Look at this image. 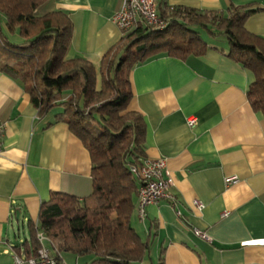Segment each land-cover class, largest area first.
Wrapping results in <instances>:
<instances>
[{"label": "crops", "instance_id": "obj_1", "mask_svg": "<svg viewBox=\"0 0 264 264\" xmlns=\"http://www.w3.org/2000/svg\"><path fill=\"white\" fill-rule=\"evenodd\" d=\"M123 0H56L44 12H63L73 23L68 60L99 67L123 38L113 23ZM249 6L246 30L264 40V0H161V7L226 13ZM205 35V34H204ZM209 51L187 61L159 56L132 73L130 110L147 126L148 161L165 160L175 204L137 209L132 225L150 253L142 264H264V116L248 100L254 74L233 62L228 42L206 35ZM101 80L99 79V87ZM58 108L39 118L24 86L0 72V264H14L20 225H38L52 193L87 198L92 162L83 143L56 121ZM196 118L190 128L187 120ZM239 183L227 186V178ZM195 202L204 205L198 210ZM178 212L182 215L178 216ZM205 233L206 242L196 235ZM62 264H86L60 255Z\"/></svg>", "mask_w": 264, "mask_h": 264}, {"label": "trees", "instance_id": "obj_2", "mask_svg": "<svg viewBox=\"0 0 264 264\" xmlns=\"http://www.w3.org/2000/svg\"><path fill=\"white\" fill-rule=\"evenodd\" d=\"M54 1L0 0V72L24 86L39 118L62 109L56 121L67 125L90 155L92 193L84 199L52 193L41 207L38 227L29 223L28 239L14 251L37 258L41 230L59 264L60 255L86 264H142L150 244L132 225L142 185L133 171L148 161L147 126L141 114L130 110L132 73L159 56L181 61L205 56L209 46L202 34L223 38L227 58L254 74L247 96L253 111L264 116V40L245 27L256 12L232 6L226 13H199L161 7L160 1L167 28L140 26L123 34L96 67L82 58L67 59L74 27L67 14L44 12Z\"/></svg>", "mask_w": 264, "mask_h": 264}, {"label": "built area", "instance_id": "obj_3", "mask_svg": "<svg viewBox=\"0 0 264 264\" xmlns=\"http://www.w3.org/2000/svg\"><path fill=\"white\" fill-rule=\"evenodd\" d=\"M160 1L123 0L121 9L113 18V23L123 34L132 32L140 26L151 27L156 31H164L167 28V23L159 15ZM187 123L190 128H193L197 124V119L189 118ZM4 132L5 124L0 119V154L3 152ZM133 172L142 181L138 196V214L141 220L146 218V209L151 205L159 204L161 201H170L175 204V198L170 193L173 186L171 173L165 160L147 161L141 168ZM225 183L227 186H234L239 183V179L237 177L227 178ZM195 206L200 211L204 209L201 202H195ZM177 214L180 217L182 215L180 212ZM196 235L202 240L212 243V239L205 233L196 231ZM37 239L41 245L38 257L26 259L15 255L14 264H59L47 235L38 230Z\"/></svg>", "mask_w": 264, "mask_h": 264}, {"label": "rangeland", "instance_id": "obj_4", "mask_svg": "<svg viewBox=\"0 0 264 264\" xmlns=\"http://www.w3.org/2000/svg\"><path fill=\"white\" fill-rule=\"evenodd\" d=\"M203 39L206 41V35L202 34ZM17 234L20 235V237L24 238H28L29 237V232H28V225L24 224L20 225V228L17 229Z\"/></svg>", "mask_w": 264, "mask_h": 264}]
</instances>
